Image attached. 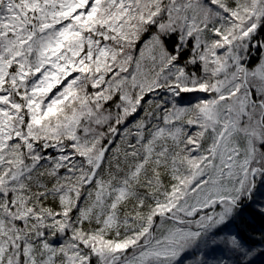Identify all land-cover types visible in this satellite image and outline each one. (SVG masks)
Segmentation results:
<instances>
[{
    "label": "snow or ice",
    "instance_id": "6c2138e0",
    "mask_svg": "<svg viewBox=\"0 0 264 264\" xmlns=\"http://www.w3.org/2000/svg\"><path fill=\"white\" fill-rule=\"evenodd\" d=\"M0 264H264V0H0Z\"/></svg>",
    "mask_w": 264,
    "mask_h": 264
}]
</instances>
